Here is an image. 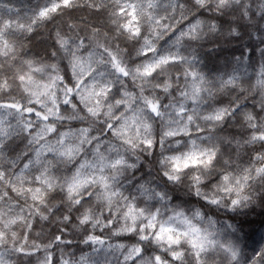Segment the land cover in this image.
Wrapping results in <instances>:
<instances>
[{"label":"snow or ice","instance_id":"obj_1","mask_svg":"<svg viewBox=\"0 0 264 264\" xmlns=\"http://www.w3.org/2000/svg\"><path fill=\"white\" fill-rule=\"evenodd\" d=\"M235 12L0 0V264H264V220L221 222L201 195L218 182L236 207L264 187V52L211 76L193 48ZM138 146L158 168L128 158Z\"/></svg>","mask_w":264,"mask_h":264},{"label":"clouds","instance_id":"obj_2","mask_svg":"<svg viewBox=\"0 0 264 264\" xmlns=\"http://www.w3.org/2000/svg\"><path fill=\"white\" fill-rule=\"evenodd\" d=\"M218 2L219 0H206V3L211 7H215ZM226 3L229 8L236 9L235 14L229 18L233 23L221 26L220 22L213 21L212 23L216 25L215 28L205 27L202 35L193 42V48L200 58V66L211 76H215L218 72L230 70L226 62L231 61L233 55H239L228 54L226 50L235 47L249 52V45H251L256 49L254 59L257 62L261 59V52H264V0H226ZM239 25H243L244 30ZM253 94L248 93V97L250 98ZM261 99V95H256V98L250 100V103L255 104L259 109ZM121 152H125L123 147ZM127 155L138 166L143 165L145 171L149 167H159L157 158L153 157L149 150L142 147L138 146L134 152H127ZM136 176L139 177L140 173L137 172ZM204 176L206 181L212 179V174L208 173L207 170H204ZM190 184L191 178L189 177L181 186V197L193 201L194 207H199V204L195 203L197 197L189 187ZM217 184L218 182H214L208 188L201 189V195L208 194L210 197L221 200V205L213 209L216 218L227 223H232V218H235L236 222L254 221V226L259 229L260 222L264 220V207L259 204L260 196L264 195V187L251 190L253 198L251 204L244 203L233 207L230 204V197L220 192ZM233 226L236 225L233 224ZM250 227L248 223H245L244 232H248Z\"/></svg>","mask_w":264,"mask_h":264},{"label":"trees","instance_id":"obj_3","mask_svg":"<svg viewBox=\"0 0 264 264\" xmlns=\"http://www.w3.org/2000/svg\"><path fill=\"white\" fill-rule=\"evenodd\" d=\"M11 3L13 4H24V3H27L28 0H10ZM239 48H232V49H229V50H226V52L228 54H239ZM249 244L250 246H255L256 244L259 243L260 241V235L258 232H253L252 234L249 235Z\"/></svg>","mask_w":264,"mask_h":264}]
</instances>
